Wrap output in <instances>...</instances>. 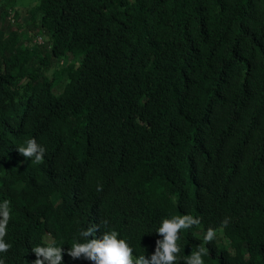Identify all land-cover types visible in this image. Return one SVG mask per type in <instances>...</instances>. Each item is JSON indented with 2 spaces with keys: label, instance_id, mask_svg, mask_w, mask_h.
<instances>
[{
  "label": "trees",
  "instance_id": "obj_1",
  "mask_svg": "<svg viewBox=\"0 0 264 264\" xmlns=\"http://www.w3.org/2000/svg\"><path fill=\"white\" fill-rule=\"evenodd\" d=\"M12 7L0 0V203L23 252L107 220L150 257L162 221L190 214L195 250L217 232L204 264H264V0H35L25 29ZM30 139L42 163L18 153Z\"/></svg>",
  "mask_w": 264,
  "mask_h": 264
},
{
  "label": "clouds",
  "instance_id": "obj_2",
  "mask_svg": "<svg viewBox=\"0 0 264 264\" xmlns=\"http://www.w3.org/2000/svg\"><path fill=\"white\" fill-rule=\"evenodd\" d=\"M26 145L17 146L18 153L33 164L42 163L46 149L35 139L26 141ZM10 203L7 199L0 203V264H78L76 259L81 264L84 263L83 259L92 264H177L181 245L190 254L183 258L185 264H204L203 256L209 254L205 245L214 242L217 236L216 230L209 227L201 245L195 250L197 238L201 236L198 229L200 219L190 214L174 216L164 219L156 230L162 239L156 241L155 251L150 257L133 256V249L127 241L119 239L117 231L106 230L108 221L101 220L80 233L83 242H74L72 246H56L54 238L49 236L31 249L30 256L23 252L26 240L8 230ZM229 219L225 217L222 225L227 226Z\"/></svg>",
  "mask_w": 264,
  "mask_h": 264
},
{
  "label": "rangeland",
  "instance_id": "obj_3",
  "mask_svg": "<svg viewBox=\"0 0 264 264\" xmlns=\"http://www.w3.org/2000/svg\"><path fill=\"white\" fill-rule=\"evenodd\" d=\"M11 3L14 4V7H17L18 8V10H17L14 7H12V11H14V12H16L18 14V16H19L18 17V19H19L18 22L20 21L19 22V25L21 26V28L25 29V27H24V21L28 17V11H27V9H28V7L31 6V4H34L35 3V0H11ZM13 29H14L13 32H12L13 34L16 31H18L16 25H15V27H13ZM23 29H21L20 32H22ZM37 39H38V41H42V37L41 36L37 37ZM18 41H19V43L22 46L25 45L24 44V40L22 38H19ZM166 202H172V201L167 200ZM231 246H235V243H231Z\"/></svg>",
  "mask_w": 264,
  "mask_h": 264
}]
</instances>
